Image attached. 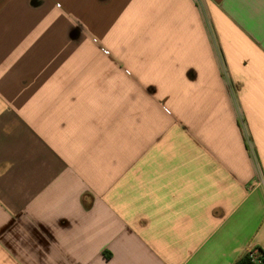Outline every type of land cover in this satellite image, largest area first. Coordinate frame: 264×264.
Wrapping results in <instances>:
<instances>
[{
    "label": "crops",
    "instance_id": "crops-1",
    "mask_svg": "<svg viewBox=\"0 0 264 264\" xmlns=\"http://www.w3.org/2000/svg\"><path fill=\"white\" fill-rule=\"evenodd\" d=\"M257 248L264 0H0V264Z\"/></svg>",
    "mask_w": 264,
    "mask_h": 264
},
{
    "label": "trees",
    "instance_id": "trees-1",
    "mask_svg": "<svg viewBox=\"0 0 264 264\" xmlns=\"http://www.w3.org/2000/svg\"><path fill=\"white\" fill-rule=\"evenodd\" d=\"M236 264H264V250L257 248L243 256Z\"/></svg>",
    "mask_w": 264,
    "mask_h": 264
}]
</instances>
